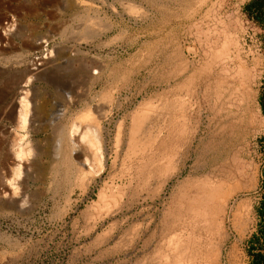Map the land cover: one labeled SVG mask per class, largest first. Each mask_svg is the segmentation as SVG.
I'll return each mask as SVG.
<instances>
[{
    "label": "rangeland",
    "instance_id": "rangeland-1",
    "mask_svg": "<svg viewBox=\"0 0 264 264\" xmlns=\"http://www.w3.org/2000/svg\"><path fill=\"white\" fill-rule=\"evenodd\" d=\"M248 1L0 0V264H173L177 247L202 250L191 264H250L263 194L264 31L244 13ZM44 38L56 58L34 75L23 59ZM26 88L28 129L17 102ZM139 121V150L181 174L147 179L144 155L126 156ZM74 123L106 129L103 157L79 144L91 169L69 145L56 152ZM120 176L132 184L112 187ZM198 178L226 197L219 228L178 212Z\"/></svg>",
    "mask_w": 264,
    "mask_h": 264
},
{
    "label": "bare ground",
    "instance_id": "bare-ground-1",
    "mask_svg": "<svg viewBox=\"0 0 264 264\" xmlns=\"http://www.w3.org/2000/svg\"><path fill=\"white\" fill-rule=\"evenodd\" d=\"M25 29L24 25H21L19 27L20 32L23 31ZM58 54V53H57ZM60 57V56H59ZM55 58H56V54H55ZM65 61V60H64ZM69 62V61H68ZM150 66V65H149ZM65 67V66H64ZM52 69V68H51ZM210 71V70H209ZM55 72V71H54ZM50 75V72L48 71L47 75L45 74L46 77H48ZM34 75H28L27 77H25L26 79H24L25 84H23L22 86L25 88L26 86L29 85V83L33 82L34 80ZM198 86V85H197ZM22 96H20L17 100V102L20 104V110H19V114H18V119H19V123L22 125V128H27L30 126L31 123H33V116H34V104L31 101V92L29 89H23L21 91ZM179 94V93H178ZM194 99V98H193ZM163 102V101H162ZM166 103V102H165ZM90 104V103H89ZM149 106V104H148ZM167 106V105H166ZM194 106V104H193ZM196 106V105H195ZM146 107V106H145ZM151 107V106H150ZM149 107V108H150ZM164 107V106H163ZM181 107V106H180ZM148 108V107H147ZM147 111V110H146ZM149 111V110H148ZM141 112V111H139ZM145 112V110L143 111ZM142 113V112H141ZM134 114V113H133ZM154 114V113H153ZM219 114V113H218ZM105 115V113H104ZM131 115V114H130ZM136 115V113H135ZM143 115V114H142ZM132 117V116H131ZM148 117V116H147ZM150 118V116H149ZM185 118V117H184ZM133 119V117H132ZM149 121V120H148ZM137 122V121H136ZM144 122V121H143ZM145 123V122H144ZM142 121H139L138 123L133 124L132 128H131V132H130V141H128V148H127V152L128 155H126L128 158L130 159H134L133 157H137L138 155L141 154V156H143L145 154V151H141L139 150V148L137 147V145H139V131L141 130V128H143V124ZM146 124V123H145ZM82 125V124H81ZM132 125V124H131ZM71 126V125H70ZM179 126V125H178ZM118 128L119 125H118ZM173 128V127H172ZM171 128V129H172ZM180 128V127H179ZM60 129V128H59ZM63 129V128H62ZM106 129L100 124L99 126H87V127H82L79 125H75L72 128L71 131L68 132V136H65L63 134L60 135V139L59 144H58V149L56 150L57 154L62 150V148H65V146L63 147V145L65 144L66 146L69 145V147L72 148V152L75 153H79L80 156H82V160H81V165L82 168L84 166H90L91 167V162L88 157V154L85 153V151H83L84 149H81V145L79 144H85V146L87 147V142L88 144L91 145H96L97 149L101 155V157H103V151H104V142H105V131ZM144 130V129H143ZM151 130V129H150ZM158 130V129H157ZM116 131V130H115ZM163 131V130H162ZM192 131V130H191ZM61 132V131H60ZM147 132V131H146ZM164 132V131H163ZM116 134V133H115ZM119 135V133H117ZM147 134V133H146ZM25 135V134H24ZM94 136L93 138H90V136ZM196 135V134H195ZM144 136V133H143ZM27 137V136H25ZM141 137V136H140ZM117 138V137H116ZM115 138V139H116ZM166 138V137H165ZM119 140V139H118ZM142 140V139H141ZM125 142V141H124ZM29 143V142H28ZM64 143V144H63ZM118 144V143H117ZM144 145V144H143ZM83 146V145H82ZM116 146V145H115ZM141 146V145H140ZM90 147H88L89 149ZM121 146H119V151H120ZM68 149V148H67ZM92 149V148H91ZM28 150V149H27ZM55 150V149H54ZM64 150V149H63ZM146 150V149H145ZM30 150H28L29 152ZM55 152V153H56ZM139 152H141L139 154ZM24 151L21 150L18 154V157L23 156ZM26 154V153H25ZM29 154V153H28ZM61 154V153H60ZM63 154V153H62ZM66 154V153H65ZM68 154V153H67ZM73 154V153H72ZM132 157H130L131 155ZM30 155V154H29ZM59 156V154H58ZM65 156V155H64ZM63 156V157H64ZM116 157V156H115ZM172 157V156H171ZM66 158V157H65ZM81 158V157H80ZM91 158V157H90ZM68 159V157H67ZM143 167H142V172H146L147 174V179L156 177V176H160V175H168L169 173H172L174 171L175 168H177V166H174V163L172 162L171 159L165 160V158H163L162 156L160 157H154L152 155H144L143 156ZM96 160V158H95ZM98 160V158H97ZM115 160V159H114ZM68 162V161H67ZM94 163V162H93ZM92 163V164H93ZM177 163V162H176ZM69 164V163H68ZM16 165V164H15ZM18 165V164H17ZM16 165L15 168V173L19 176L21 175V165L19 164L18 166ZM127 165V164H126ZM93 166V165H92ZM96 166V164H95ZM85 167V168H86ZM98 167V166H97ZM80 167H78L79 169ZM30 168L28 166L25 167V171H28ZM14 170V169H13ZM77 169H75L76 171ZM84 170V169H83ZM100 170V169H99ZM183 170H185L184 166H180L177 168V171L173 173L174 176H178L179 174H181V172H183ZM201 170V169H200ZM93 172V170L91 171ZM87 173V172H86ZM98 173V172H97ZM96 175V173H95ZM116 175V173H115ZM27 176V174H26ZM25 176V180H23V183H27L28 179H26ZM128 179H126V181H123V176L120 177H110L111 178V186H115V185H119V188L121 186H130L132 184V178L127 176ZM192 177V176H191ZM162 178V177H161ZM210 179L212 178H204V179H199L195 182V184H193V188L190 189V191L188 193H186L182 199L181 202L178 203V212L181 214L182 211H186L188 212V214L190 215L189 217H191V220L197 224V226L199 224H201L202 222H214L217 227L219 228L221 226V213L223 211V205L225 203L224 199H226V197L223 199L222 197V192L220 189V185H210ZM108 183V182H107ZM105 184V183H104ZM146 185V184H145ZM164 186V185H163ZM191 187V186H190ZM122 188V187H121ZM186 192V191H185ZM17 193V192H16ZM14 194V193H13ZM17 195V194H16ZM109 199V198H108ZM156 200V199H155ZM211 201H216L214 205H211ZM113 202V201H112ZM109 207V206H108ZM116 207V206H115ZM236 214V213H235ZM179 215V214H178ZM103 216V215H102ZM185 217V216H184ZM184 225V224H183ZM192 225V224H191ZM191 237V236H190ZM189 237V238H190ZM193 238V237H192ZM191 238V239H192ZM183 239V238H182ZM191 243V242H190ZM179 244V243H178ZM198 245V244H197ZM201 245V244H200ZM172 248V247H171ZM175 248V247H174ZM187 249V247H186ZM194 249V248H193ZM206 249V248H205ZM199 251L201 252L202 250H200L198 248L197 251H183V249H181L180 247H177L175 250V253L173 254V264H183L185 261L193 262L199 255ZM204 254V253H203ZM202 254V255H203ZM214 255V256H213ZM213 261L215 262L218 258V254H213ZM202 257V256H200ZM203 258V257H202ZM195 262V261H194ZM165 264V263H164ZM185 264H187V262H185ZM191 264V263H190Z\"/></svg>",
    "mask_w": 264,
    "mask_h": 264
},
{
    "label": "trees",
    "instance_id": "trees-1",
    "mask_svg": "<svg viewBox=\"0 0 264 264\" xmlns=\"http://www.w3.org/2000/svg\"><path fill=\"white\" fill-rule=\"evenodd\" d=\"M243 11L250 21L264 31V0H249L243 7ZM264 39V35H262ZM262 113L264 115V88L259 98ZM263 194L255 207L258 224L257 229L249 239L247 253L250 264H264V172L262 180Z\"/></svg>",
    "mask_w": 264,
    "mask_h": 264
},
{
    "label": "built area",
    "instance_id": "built-area-1",
    "mask_svg": "<svg viewBox=\"0 0 264 264\" xmlns=\"http://www.w3.org/2000/svg\"><path fill=\"white\" fill-rule=\"evenodd\" d=\"M12 26L11 23H5V28L8 30ZM15 28L13 20V29ZM56 42L54 39H41L37 42L36 48L32 50L23 59L24 67H26L31 74H38L44 71L55 58Z\"/></svg>",
    "mask_w": 264,
    "mask_h": 264
}]
</instances>
